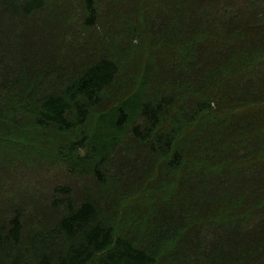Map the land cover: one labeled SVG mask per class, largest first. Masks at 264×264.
<instances>
[{
    "label": "trees",
    "instance_id": "16d2710c",
    "mask_svg": "<svg viewBox=\"0 0 264 264\" xmlns=\"http://www.w3.org/2000/svg\"><path fill=\"white\" fill-rule=\"evenodd\" d=\"M118 1L83 0V23L141 29L151 39L141 58L104 45L100 31L66 33L75 45L52 79L57 33L48 18L33 21L49 0H0V79L30 95L33 125L69 132L98 111L92 132L68 145L70 179L0 215V264H264V0ZM129 141L165 171L143 239L108 220L102 189L152 175Z\"/></svg>",
    "mask_w": 264,
    "mask_h": 264
},
{
    "label": "rangeland",
    "instance_id": "374dc122",
    "mask_svg": "<svg viewBox=\"0 0 264 264\" xmlns=\"http://www.w3.org/2000/svg\"><path fill=\"white\" fill-rule=\"evenodd\" d=\"M116 2L119 4L118 0ZM97 6L99 9L100 1L97 2ZM85 16L83 0H49L46 8L34 16V23H36V20L42 22V20L44 21L45 18H48L49 21H52V27L57 33L56 40L55 38L52 39V46L48 40V49L50 51L53 50L51 53L48 51V56H46L51 61L50 75L52 79H54L56 72L61 68L59 66L62 55L65 54L69 46L75 45L73 37L66 40L67 34L77 33L78 36L82 35L81 39L83 41L93 32L100 31L104 33V35L101 34V37H103L102 42H105L104 45L116 48L120 54H124V52L127 56L134 54L136 55L135 59L141 58L138 53H143L141 49L149 46L151 42L150 38L147 39L140 32L141 29L127 32L122 30L115 33L111 32L109 30L111 22L107 25L100 22L95 28L86 27L83 23ZM56 41L57 45H55ZM90 46H92L91 42H89L88 47L91 49ZM88 61L86 59L81 64H87ZM132 62L129 59L126 60L125 64L123 63L121 77L124 76V72L129 67L127 64ZM67 63L70 65L71 60H68ZM75 68H71L74 73H76ZM44 69L47 70V67ZM38 79H41V74ZM62 79H64V76H62ZM7 81H9L7 77L6 79L3 77L0 79V116H2L0 119V215L11 212L7 210L10 207L11 209L20 207L18 203L20 204L22 201L35 198L38 194L40 196L41 194L45 195L44 185L52 184L54 181L59 182L70 179L64 167V155L68 156V145L71 141L80 139L83 135H89L92 132L98 112L93 110L86 125L73 128L69 132L58 133L47 129L40 130L33 125L32 117L26 111L30 107V95L25 92L9 94L6 86ZM121 81H123L122 78L120 79ZM134 82L131 84L126 83L122 89L109 96L107 100H104L100 108L106 109L108 106L110 108L118 96H121L122 93L134 86ZM115 87V85L111 87L106 94L112 92ZM125 145L129 146L130 152L125 149L129 156L137 154L142 161H144L145 157L149 159L152 175L144 176L143 178L152 177L153 179L148 184H143L146 181L139 176V171L136 172L132 182H137V184L142 182L140 186H135L130 182L131 179L129 180L130 183L127 182L128 184L126 183V185L113 178H108L105 185L102 186L103 191L109 195V205L106 212L109 215L108 220L118 227L121 232L136 231L138 238L143 239L146 236L145 234L157 223V219H154L151 214V206L152 204L155 205L157 200H159V187L165 180L162 174L165 171L162 169L160 177L157 176L159 173L157 158L152 157V153L147 150L146 145L136 146L132 141L125 142ZM63 149L64 154L60 155ZM129 186L132 187L129 188ZM98 189L101 191L100 188ZM141 189H144V196L140 200L139 191ZM168 194L170 195V193ZM7 203L9 204L7 205Z\"/></svg>",
    "mask_w": 264,
    "mask_h": 264
}]
</instances>
